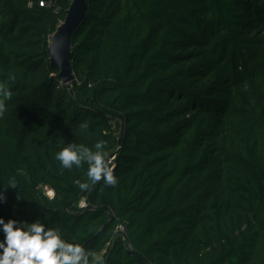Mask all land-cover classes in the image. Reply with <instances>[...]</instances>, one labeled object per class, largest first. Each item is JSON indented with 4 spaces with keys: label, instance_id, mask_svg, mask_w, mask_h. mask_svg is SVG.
<instances>
[{
    "label": "trees",
    "instance_id": "trees-1",
    "mask_svg": "<svg viewBox=\"0 0 264 264\" xmlns=\"http://www.w3.org/2000/svg\"><path fill=\"white\" fill-rule=\"evenodd\" d=\"M69 2L0 0V216L104 264H264V0H88L64 84L48 39ZM99 140L115 186L55 159Z\"/></svg>",
    "mask_w": 264,
    "mask_h": 264
},
{
    "label": "clouds",
    "instance_id": "clouds-1",
    "mask_svg": "<svg viewBox=\"0 0 264 264\" xmlns=\"http://www.w3.org/2000/svg\"><path fill=\"white\" fill-rule=\"evenodd\" d=\"M15 79L14 74L8 77L9 81ZM12 95L8 82H0V117L7 110L5 101L10 100ZM87 127V123L80 125L81 129ZM106 143L104 140L97 141L94 150L83 144L69 143L55 154V159L65 169L87 163V177L91 183L103 180L105 185L115 186L118 181L114 167L110 166ZM7 188L18 189L14 178H9ZM7 188L0 190V202H6L4 193ZM0 233H3L0 239V264H104L100 256L86 251L79 243L66 241L59 229L47 227L39 219L34 222L17 219L6 221L0 216Z\"/></svg>",
    "mask_w": 264,
    "mask_h": 264
},
{
    "label": "water",
    "instance_id": "water-1",
    "mask_svg": "<svg viewBox=\"0 0 264 264\" xmlns=\"http://www.w3.org/2000/svg\"><path fill=\"white\" fill-rule=\"evenodd\" d=\"M88 12V0H70L64 20L60 21L56 30L49 36L48 51L51 68L59 71L57 77L64 84L74 79L71 38Z\"/></svg>",
    "mask_w": 264,
    "mask_h": 264
},
{
    "label": "built area",
    "instance_id": "built-area-1",
    "mask_svg": "<svg viewBox=\"0 0 264 264\" xmlns=\"http://www.w3.org/2000/svg\"><path fill=\"white\" fill-rule=\"evenodd\" d=\"M80 206L82 208H86L88 206V204L86 203V201H83V202H81ZM117 230L121 233L123 240H125L127 237V230H126L125 226L123 224H119L117 226Z\"/></svg>",
    "mask_w": 264,
    "mask_h": 264
},
{
    "label": "rangeland",
    "instance_id": "rangeland-1",
    "mask_svg": "<svg viewBox=\"0 0 264 264\" xmlns=\"http://www.w3.org/2000/svg\"><path fill=\"white\" fill-rule=\"evenodd\" d=\"M50 194H52V193L50 192Z\"/></svg>",
    "mask_w": 264,
    "mask_h": 264
}]
</instances>
